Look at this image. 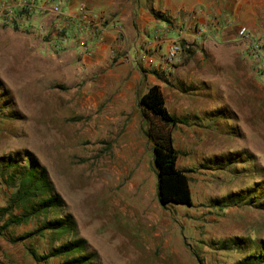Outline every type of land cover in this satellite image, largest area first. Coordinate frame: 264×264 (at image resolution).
Segmentation results:
<instances>
[{
    "label": "rangeland",
    "instance_id": "obj_1",
    "mask_svg": "<svg viewBox=\"0 0 264 264\" xmlns=\"http://www.w3.org/2000/svg\"><path fill=\"white\" fill-rule=\"evenodd\" d=\"M33 1L38 10L19 23L0 19V159L32 154L47 170L66 204L47 218L72 216L90 264H255L264 249V9L234 17L233 0H192L179 23L164 0H69L59 13L84 5L104 19L87 33L78 15L62 29L66 19L49 13L54 2ZM152 19L160 27L150 32ZM161 38L175 40L148 47ZM182 39L193 52L168 60ZM155 85L185 121L173 139L192 207L158 202L147 134L157 121L139 106ZM12 193L0 179V211ZM44 219L5 231L0 223V264L66 261L40 258L67 236L16 242ZM238 239L247 245L238 249Z\"/></svg>",
    "mask_w": 264,
    "mask_h": 264
},
{
    "label": "trees",
    "instance_id": "obj_2",
    "mask_svg": "<svg viewBox=\"0 0 264 264\" xmlns=\"http://www.w3.org/2000/svg\"><path fill=\"white\" fill-rule=\"evenodd\" d=\"M184 51L192 53V48L186 40H180ZM139 106L146 118L152 120L148 136L154 142L153 159L157 172V197L162 208L169 205L193 206V197L190 179L187 173L179 168L180 153L175 148L173 130L184 120L177 119L167 107L164 95L158 85L152 86L147 93L139 99ZM0 179L13 189L6 207L0 211L1 231L13 226L27 224L30 220L46 216L38 228L16 239V242L43 236L52 233L56 236L70 238L65 243L54 247L53 250L41 257L48 260L53 257H67L63 264H90L93 254L86 252L85 241L76 239V223L71 215L48 219L47 217L58 210L65 208L64 199L55 192L54 185L49 179L47 170L38 160L29 154L24 158L22 153L0 159ZM264 194V192H263ZM262 194V195H263ZM226 199L215 200L216 204L225 203ZM18 212V214H16ZM7 218V219H6ZM237 248L247 245L242 240L234 241ZM243 248V247H242ZM254 254L255 264L264 262V249ZM33 256L39 259L36 252ZM245 264V263H240ZM247 264V263H246Z\"/></svg>",
    "mask_w": 264,
    "mask_h": 264
},
{
    "label": "built area",
    "instance_id": "obj_3",
    "mask_svg": "<svg viewBox=\"0 0 264 264\" xmlns=\"http://www.w3.org/2000/svg\"><path fill=\"white\" fill-rule=\"evenodd\" d=\"M69 0H47L48 3L54 2L56 4L55 8L60 9V7H65V5L68 3ZM38 10L36 5H34V1L29 0H16L12 2H0V19H3L6 21V23L15 22L16 20L18 23L22 21L25 18L26 11L29 10ZM45 9V8H42ZM78 15V18L80 20L79 26H76L78 29L81 30V32H89L91 30H94L93 22L96 19H99L101 16L94 11H89L84 5L80 6L78 9V14L75 15H66L65 13H58L57 17H63L66 19V22L62 25V29L68 28L71 25L70 20L76 19V16ZM102 18V17H101ZM103 19V18H102ZM104 20V19H103ZM103 23L97 24V31L101 34L104 33V29L102 28ZM59 28V27H58ZM201 32L208 34L207 30H202ZM200 32V34H202ZM247 29L243 28L240 31L241 35L247 34ZM158 38V36H157ZM100 42L103 41V38L100 37ZM88 50V48H86ZM182 52L181 43L179 40L173 41L171 45L168 48L167 52V59L172 61L174 58L177 57L178 54ZM144 54V53H143ZM143 56V55H142ZM144 60V58L142 59Z\"/></svg>",
    "mask_w": 264,
    "mask_h": 264
},
{
    "label": "crops",
    "instance_id": "obj_4",
    "mask_svg": "<svg viewBox=\"0 0 264 264\" xmlns=\"http://www.w3.org/2000/svg\"><path fill=\"white\" fill-rule=\"evenodd\" d=\"M73 1L74 0H71L70 3ZM220 2H221V0L212 1V3H215V4L220 3ZM70 3L68 6H70ZM164 3H165V8L170 11V14H171L170 16H173V18L176 19L179 23H181L180 22L181 18H180V16H178V14L181 13L182 11L186 12V10H188L189 8L192 10L196 6V4H194V2L192 0H164ZM233 3H234L233 5H235L234 6L235 8L234 9L231 8V10L233 9L232 15L234 17L236 15L240 16V13H243V15L245 17H251V16H256V15L258 16V15L262 14V12H263L262 10L264 9V0H233ZM49 13H50V15L57 16L59 11H58V9L52 8ZM175 13H176V15H175ZM196 13H197V17H200L202 15V10H200L199 12L197 11ZM174 19H170V20H174ZM145 25L146 24L143 23L142 29H141L142 35H141V38L139 41H142V37L144 36L145 31L147 30ZM150 25H151V28L149 29L150 32L156 26L160 27L158 24H156V21L153 19H152V22H150ZM162 28L163 27H161V29ZM113 30L114 29H112V31ZM188 33L191 36H193V38L197 39L199 42L198 38H200V37L198 36V34H194L192 30L188 31ZM111 35L112 34L109 33L108 36L110 37ZM146 40L148 41V45H149L148 47H150L151 50H155L159 44L161 45V44H164L166 42L167 43L169 42V44H170V42L172 40H175V38H171V39L170 38H161L158 41H156V40L151 41L149 39H146Z\"/></svg>",
    "mask_w": 264,
    "mask_h": 264
}]
</instances>
